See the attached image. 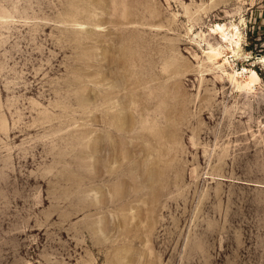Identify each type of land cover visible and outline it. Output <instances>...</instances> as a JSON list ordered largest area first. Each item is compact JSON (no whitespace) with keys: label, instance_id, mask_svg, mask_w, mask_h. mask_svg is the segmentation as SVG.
<instances>
[{"label":"rangeland","instance_id":"rangeland-1","mask_svg":"<svg viewBox=\"0 0 264 264\" xmlns=\"http://www.w3.org/2000/svg\"><path fill=\"white\" fill-rule=\"evenodd\" d=\"M260 58L264 0H0V264H264Z\"/></svg>","mask_w":264,"mask_h":264},{"label":"bare ground","instance_id":"bare-ground-1","mask_svg":"<svg viewBox=\"0 0 264 264\" xmlns=\"http://www.w3.org/2000/svg\"><path fill=\"white\" fill-rule=\"evenodd\" d=\"M91 3H92V2H91ZM96 5H97V4H96ZM99 5H100V4H99ZM223 27H224L223 25L218 24V25H216L215 29L218 30V31H220V32L222 33V36L225 37V35H224V28H223ZM225 34H226V32H225ZM259 61H264V58H260ZM233 77H234V76H233ZM249 79H250V81H254V80H255V74L252 73V74L249 76ZM240 83H241V82L237 81V84H238V85H240ZM117 120H118V119H117ZM112 124H113V123H112ZM117 125H118V124H117Z\"/></svg>","mask_w":264,"mask_h":264}]
</instances>
